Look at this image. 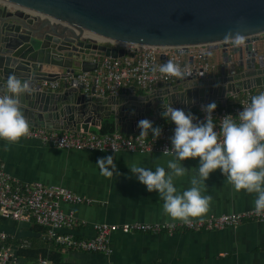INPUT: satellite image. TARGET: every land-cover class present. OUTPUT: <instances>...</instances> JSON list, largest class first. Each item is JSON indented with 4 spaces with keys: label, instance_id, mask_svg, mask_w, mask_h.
Segmentation results:
<instances>
[{
    "label": "water",
    "instance_id": "95a60500",
    "mask_svg": "<svg viewBox=\"0 0 264 264\" xmlns=\"http://www.w3.org/2000/svg\"><path fill=\"white\" fill-rule=\"evenodd\" d=\"M236 33L243 36L239 45L232 43ZM262 34L264 0H0V95L14 73L36 89L21 95L29 126L89 131L113 115L116 128L130 134L141 130L142 118L153 124L164 118L161 98L187 112L264 86ZM125 45L183 54L209 45L220 51V69L141 92L136 85L118 94H98L95 86L84 91L79 73L99 66L96 56H124ZM43 80H62V90L41 88Z\"/></svg>",
    "mask_w": 264,
    "mask_h": 264
},
{
    "label": "crops",
    "instance_id": "0c3cea01",
    "mask_svg": "<svg viewBox=\"0 0 264 264\" xmlns=\"http://www.w3.org/2000/svg\"><path fill=\"white\" fill-rule=\"evenodd\" d=\"M261 42L264 43V34L260 37ZM209 51L219 60L220 51ZM62 85L60 80L56 90H62ZM132 85L136 84L132 82L124 87ZM141 91L144 89L136 85V92ZM260 91H264V86L255 88V93ZM104 120L112 121L116 126L112 115L103 118L97 125H90L89 131L99 132ZM4 144L5 141L0 140V160L8 173L24 182L63 185L94 199L93 203L63 202L62 209L72 213L76 221L70 227L58 229V232L92 238L97 234L95 224L98 222L179 221L163 213L162 200L157 191L149 192L130 174L125 163L135 162L151 168L157 164L166 166L170 155H163L160 151L120 150L115 153L110 150L67 149L27 135L16 142H8L6 150ZM109 154L113 155L119 169L118 176L101 175L95 164L97 158ZM198 160V157H189L182 163L190 168L198 166ZM191 175L192 170L189 169L184 177L177 178L176 185L188 187ZM224 179L219 169L210 173L203 189L204 194L211 196L208 209L190 219L254 207L252 200L255 194L244 190L236 192ZM0 231L15 238L38 236L30 229L29 222L13 219L0 222ZM109 244L108 252L62 249V261H51L52 264H264V220L246 219L237 226L212 230L180 229L172 233L125 232L118 229L110 233Z\"/></svg>",
    "mask_w": 264,
    "mask_h": 264
},
{
    "label": "built area",
    "instance_id": "2783aa9c",
    "mask_svg": "<svg viewBox=\"0 0 264 264\" xmlns=\"http://www.w3.org/2000/svg\"><path fill=\"white\" fill-rule=\"evenodd\" d=\"M127 53L122 57H94L100 64L92 71L80 72L78 77L84 84V91L89 92L95 86L96 92L101 95L118 94L122 87L129 83H135L144 90L159 87L167 82H175L178 78L151 71L159 64L172 60L180 65L182 71L188 73L187 77L200 76L201 73L210 72L213 64L209 61V45H193L189 47L187 54L178 53L173 47H161L153 45H125ZM164 54L166 57L162 58ZM192 56V61H190ZM60 86L58 80H43L41 88L56 90ZM256 94L252 89L244 90L228 97L226 105L216 102L217 107L213 112V120L218 124L219 117L225 114H236L243 109L250 96ZM198 103L188 110L195 114L196 118L203 119L204 113ZM187 110V111H188ZM155 125L162 129L161 135L154 140L149 131L147 135H139L140 131L124 133L118 129L110 133L85 131L83 128L76 130H58L42 126H29L27 136L40 139L46 144L63 148H76L87 150L114 151H160L169 148L170 136L174 124L164 120H158ZM92 197L80 194L66 186L58 184H46L41 181H22L5 170L0 160V216L5 219L31 222L43 226L45 231L42 237L56 243L61 250H85L91 252L110 251L109 235L112 231L121 229L125 232H175L177 230H212L226 226H237L246 219L264 220V212L259 215L254 207L211 215L207 218L190 219L189 224L181 221H156V222H124L95 224L97 234L92 238L77 237L73 233L58 232V229L70 227L76 221L72 213L65 212L61 204L69 203H93ZM15 238L14 235L0 231V264H52L46 257L40 256L37 260L23 261L17 254V246L6 244L7 238Z\"/></svg>",
    "mask_w": 264,
    "mask_h": 264
},
{
    "label": "clouds",
    "instance_id": "9594fccd",
    "mask_svg": "<svg viewBox=\"0 0 264 264\" xmlns=\"http://www.w3.org/2000/svg\"><path fill=\"white\" fill-rule=\"evenodd\" d=\"M242 41L241 34H234V45ZM151 71L177 78L188 75L172 60L153 67ZM4 87L6 91L0 95V140L5 141L3 147L6 150L8 142H16L28 134L29 122L23 112L21 95H32L36 89L29 79H21L14 73L7 76ZM161 105L162 116L174 124L171 146L162 152L171 158L166 161V166L157 164L154 168L135 162L125 163L130 174L149 192L157 191L163 213L185 224L190 223V218L205 213L211 196L204 194L203 189L206 179L216 169L236 192L244 190L255 194L252 200L254 209L258 215L264 212V91L251 95L249 102L236 114L219 117L218 124L213 120L217 107L215 101L201 105L202 120L190 110L186 112L166 103L164 98H161ZM137 126L141 129L139 135H147L150 131L154 140L162 132L159 125L147 118L138 120ZM59 147H63V142ZM111 147L117 153L116 147ZM189 157H198V166L185 167L182 162ZM95 164L105 177L120 175L111 154L97 158ZM189 169L192 170L189 186L178 187L175 181L184 177Z\"/></svg>",
    "mask_w": 264,
    "mask_h": 264
},
{
    "label": "trees",
    "instance_id": "16d2710c",
    "mask_svg": "<svg viewBox=\"0 0 264 264\" xmlns=\"http://www.w3.org/2000/svg\"><path fill=\"white\" fill-rule=\"evenodd\" d=\"M255 92V88L252 89ZM165 120V118H161ZM156 124V123H155ZM154 124V125H155ZM117 130L116 126L112 121L104 120L99 133H110ZM5 218L0 216V222ZM30 229L38 233L37 237L30 238H7L4 242L6 244H13L17 246V254L23 261L37 260L40 256L46 257L55 263H60L63 259V254L61 253V248L54 242L48 241L42 237V232L45 228L37 224L34 220L29 222Z\"/></svg>",
    "mask_w": 264,
    "mask_h": 264
},
{
    "label": "rangeland",
    "instance_id": "374dc122",
    "mask_svg": "<svg viewBox=\"0 0 264 264\" xmlns=\"http://www.w3.org/2000/svg\"><path fill=\"white\" fill-rule=\"evenodd\" d=\"M213 51H215V50H213ZM209 61L212 63V64H214L216 67H214L211 71H213V72H218L219 71V69H220V67L218 66V64H219V62H220V60L218 61V59H215V57L213 56V54H212V51H209ZM219 59H220V57H219Z\"/></svg>",
    "mask_w": 264,
    "mask_h": 264
}]
</instances>
